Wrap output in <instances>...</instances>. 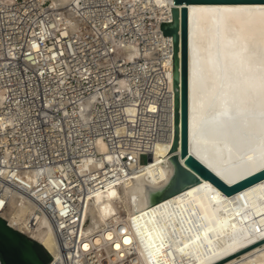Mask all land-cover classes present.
<instances>
[{"label":"built area","instance_id":"obj_1","mask_svg":"<svg viewBox=\"0 0 264 264\" xmlns=\"http://www.w3.org/2000/svg\"><path fill=\"white\" fill-rule=\"evenodd\" d=\"M124 3L76 0L67 19L44 0H0V217L10 225L3 215L21 204L34 209L28 228L45 217L58 245L48 264H141L125 220L87 236L81 216L170 138L166 22ZM172 251L173 264H197Z\"/></svg>","mask_w":264,"mask_h":264},{"label":"bare ground","instance_id":"obj_2","mask_svg":"<svg viewBox=\"0 0 264 264\" xmlns=\"http://www.w3.org/2000/svg\"><path fill=\"white\" fill-rule=\"evenodd\" d=\"M122 1L133 13L140 3L150 16L172 22L174 0ZM50 4L60 18L78 16L76 0ZM186 6L190 152L233 184L264 168V3ZM163 36L173 59V39ZM173 79L172 71V84ZM173 140L174 118L170 138L158 142L153 159L86 202L83 233L89 236L103 225L125 220L129 234L122 241L135 248L141 264H173L169 248L174 256L193 257L197 264H264V180L228 196L202 179L164 197L176 172ZM99 148L106 153L105 144ZM33 211L31 205H14L3 216L41 244L52 230L58 251L45 217H39L36 227H27ZM112 246L122 247L118 242Z\"/></svg>","mask_w":264,"mask_h":264},{"label":"water","instance_id":"obj_3","mask_svg":"<svg viewBox=\"0 0 264 264\" xmlns=\"http://www.w3.org/2000/svg\"><path fill=\"white\" fill-rule=\"evenodd\" d=\"M172 22L164 23V35L171 36L174 48V140L172 145L173 161L176 172L172 184L164 197L172 196L182 189L209 180L226 195H234L262 180L264 168L239 180L228 184L190 152V120H189V14L188 4H247L264 3V0H174ZM179 51L181 55H179ZM181 159L185 164H182ZM39 243L24 233L11 227L0 217V263L1 264H48L57 254L52 230L40 244L48 257L43 259L36 249Z\"/></svg>","mask_w":264,"mask_h":264},{"label":"trees","instance_id":"obj_4","mask_svg":"<svg viewBox=\"0 0 264 264\" xmlns=\"http://www.w3.org/2000/svg\"><path fill=\"white\" fill-rule=\"evenodd\" d=\"M35 246H36V249L38 250V252L40 253L41 257L48 261L49 259L47 257V254H46L44 248L39 243H36Z\"/></svg>","mask_w":264,"mask_h":264},{"label":"rangeland","instance_id":"obj_5","mask_svg":"<svg viewBox=\"0 0 264 264\" xmlns=\"http://www.w3.org/2000/svg\"><path fill=\"white\" fill-rule=\"evenodd\" d=\"M47 3L50 4L51 3V0H47ZM148 160H149V158H148L147 155H142L141 158H140L141 164H146L148 162ZM87 221H88V218L85 219V223H87Z\"/></svg>","mask_w":264,"mask_h":264}]
</instances>
